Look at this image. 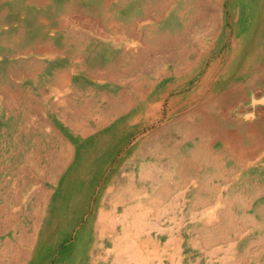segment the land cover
Wrapping results in <instances>:
<instances>
[{"label":"rangeland","instance_id":"374dc122","mask_svg":"<svg viewBox=\"0 0 264 264\" xmlns=\"http://www.w3.org/2000/svg\"><path fill=\"white\" fill-rule=\"evenodd\" d=\"M157 142L174 158L202 145L224 197L257 177L238 251L264 237V0H0V264H117L112 196ZM186 200L151 212L143 255L228 261L195 237Z\"/></svg>","mask_w":264,"mask_h":264},{"label":"bare ground","instance_id":"6f19581e","mask_svg":"<svg viewBox=\"0 0 264 264\" xmlns=\"http://www.w3.org/2000/svg\"><path fill=\"white\" fill-rule=\"evenodd\" d=\"M146 39L147 37H145L144 40ZM237 139L240 140L239 137ZM148 147H145L146 149L142 151L143 153L142 156L146 157L149 155L151 156V158L149 160L146 159L147 161L141 164L138 180L137 179L128 180L127 178H123L118 182V185L116 186L115 189L116 193L112 196L113 208L115 212L112 213V215L109 216L107 219H105L110 223L112 230L114 229V226L117 227L118 225H120L123 227L124 230L123 232L125 234L124 238L127 242V243L126 242L123 243L122 240L117 241L116 254L120 255V259H116V260L114 259L115 262L117 264H152V262L157 259L160 262L159 264H162L161 257L159 256V254H153L152 257L144 256L140 249V246L136 244L135 238H137V235L144 234L146 232L145 228L149 227L148 219H150L151 212L154 209L158 210V205L162 200H164V203H166L165 205L169 203L168 205L171 204L176 206L177 204H179V202L181 201L185 202V199H187L186 203H188L187 208L190 219H199L202 225L199 229H196L197 232L195 233V237L200 239V244L202 245V247H204L205 249L214 247L215 250H218L220 247L223 246V244H227L225 253L227 258L229 257V260L224 261L222 264H243L246 258L249 257L254 260V264H264V237L263 238L261 237L260 240H253L255 241L253 243L251 241L245 252L243 251L242 253H240L238 251V246L240 243L238 241V234L241 235L242 231H244V228L241 226L238 227L237 219H242V222H244L245 220L247 222L252 221L251 225H254L255 227H258V221L256 219L255 221H253L252 217L249 218L248 216L243 214H241L243 215L241 218L236 217L235 211L236 210L241 211L242 209L246 210L247 207L249 208L250 205L248 204L252 199V197L251 199H248L247 196H244L242 188L240 189L241 193H239L236 190H232L233 194H231L230 193L231 191L229 192L228 190L229 193L227 195L225 194L226 197L220 194L221 186L220 184L215 185L214 181L215 180H218L219 182L223 181L222 183L229 182L228 180L225 179V173L222 171V169L219 168L221 164L214 158L211 159L207 158L209 157L208 155L209 153H206L204 151L202 145H200L197 149L190 150L191 151L190 153L183 152L182 153L183 156L179 155L176 156L175 158L173 157L172 154L168 153L171 152V149L169 150L167 149L168 150L167 151L166 148L163 145H160V143L158 142L153 144L151 147L149 148ZM254 155L253 158L258 157L257 153H254ZM164 158L170 159V161L165 164L164 163L160 164L159 161ZM253 166L255 167L258 166V159H256L255 164L253 163L248 164L247 168L250 169L255 168ZM252 180L258 181V178L256 179L251 178V180H248L250 184H252L251 182ZM240 182H242V180H240ZM257 184L258 183H256L255 186ZM241 185L242 184H238V186ZM224 188L226 189V187ZM253 190L254 189L251 188L250 193L254 194L255 192ZM258 190L259 188H255L256 191L255 195H258L259 193ZM47 192L48 191H46L45 189V191L43 192L44 197H42V201L45 202V204L51 194ZM208 204H211L210 207L211 209L205 210L203 207H205ZM119 208L123 209V214L121 216H117V211ZM258 208L257 210H255V214H260V216L262 215L260 218L261 221L263 219L262 222L264 223V206H261L259 209ZM200 209L203 210H201L200 212L198 211L199 213L194 214L196 210H200ZM199 220H195L194 222ZM263 223L261 224L264 225ZM39 228L40 225H38L35 232H38ZM150 228H152V226ZM164 230L162 228L161 232H163ZM168 233L172 234L173 231H169ZM92 235L93 234H91V236ZM33 239L34 240L28 242L27 245H32V246L35 245L37 237H35L34 235ZM122 243L123 244L126 243V244L122 245ZM145 243L150 244L151 241L148 238H146ZM252 244H254V248L256 249H253ZM256 245L258 246L256 247ZM86 252L87 251H85V253ZM23 253L24 252H22V254ZM7 254L3 252L2 259H5ZM111 254L113 253L111 252ZM19 264H23L22 255H19Z\"/></svg>","mask_w":264,"mask_h":264},{"label":"crops","instance_id":"0c3cea01","mask_svg":"<svg viewBox=\"0 0 264 264\" xmlns=\"http://www.w3.org/2000/svg\"><path fill=\"white\" fill-rule=\"evenodd\" d=\"M250 170V168H247L246 169V171H249ZM251 178H257V177H245V178H242V185L241 186H234V187H236L237 188V190L236 191H238V192H241L240 191V189L242 188V190H243V193H244V196H247L248 197V199H251V197H252V199L255 197H258V195H255V193H256V191H255V188H258V184L255 186V184L256 183H258V181H254V180H252L251 182H252V184H250L249 183V181L248 180H251ZM239 184V183H238ZM251 188H253L254 190V194L253 193H250V189ZM164 205H165V203H164V200H162L160 203H159V205H158V208L159 207H161V206H163L164 207ZM257 210V209H256ZM249 218H251V216H248ZM253 219V221H255V217H252ZM244 223H247V221L245 220L244 221ZM245 229V228H244ZM253 242H255V241H252V243ZM253 245V249H256V248H254V244H252ZM258 245H256V247H257Z\"/></svg>","mask_w":264,"mask_h":264}]
</instances>
